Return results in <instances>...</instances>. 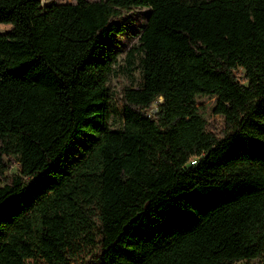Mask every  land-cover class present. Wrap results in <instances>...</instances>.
<instances>
[{
  "label": "trees",
  "instance_id": "trees-1",
  "mask_svg": "<svg viewBox=\"0 0 264 264\" xmlns=\"http://www.w3.org/2000/svg\"><path fill=\"white\" fill-rule=\"evenodd\" d=\"M0 24V264H68L91 229L98 264H264V0H0Z\"/></svg>",
  "mask_w": 264,
  "mask_h": 264
},
{
  "label": "rangeland",
  "instance_id": "rangeland-1",
  "mask_svg": "<svg viewBox=\"0 0 264 264\" xmlns=\"http://www.w3.org/2000/svg\"><path fill=\"white\" fill-rule=\"evenodd\" d=\"M52 2H74V0H41L42 5ZM149 12L150 9L146 6L133 7L127 10L124 17L132 26V29L124 31L117 36V63L114 65L107 83L112 116L110 121L114 124H117L119 119L120 108L118 98L121 95L122 89L125 87H135L139 81L137 58L134 57L131 59L132 63H128L127 53L132 47L138 44V36L147 23ZM8 28L9 25L0 24V31L3 32ZM236 73L240 77V80L245 83L243 70L238 68ZM213 104V97H197V106L200 113L209 121L213 129H219L222 125V119L212 113ZM153 111H155V106L149 112ZM96 238L94 230L92 229L87 233H79L77 236L71 238L68 246V264H98L99 253L97 251ZM237 264H243V262Z\"/></svg>",
  "mask_w": 264,
  "mask_h": 264
}]
</instances>
